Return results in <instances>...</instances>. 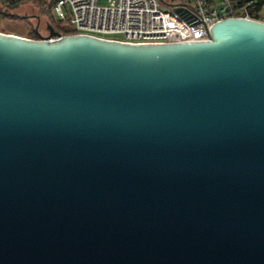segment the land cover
Here are the masks:
<instances>
[{
    "label": "water",
    "instance_id": "95a60500",
    "mask_svg": "<svg viewBox=\"0 0 264 264\" xmlns=\"http://www.w3.org/2000/svg\"><path fill=\"white\" fill-rule=\"evenodd\" d=\"M36 19L0 32V264H264V21L127 43Z\"/></svg>",
    "mask_w": 264,
    "mask_h": 264
},
{
    "label": "built area",
    "instance_id": "2783aa9c",
    "mask_svg": "<svg viewBox=\"0 0 264 264\" xmlns=\"http://www.w3.org/2000/svg\"><path fill=\"white\" fill-rule=\"evenodd\" d=\"M171 3H182L181 11ZM255 4L254 0H55L51 10L62 26L63 32L55 29L61 36L166 43L207 40L211 26L225 18L259 20Z\"/></svg>",
    "mask_w": 264,
    "mask_h": 264
},
{
    "label": "rangeland",
    "instance_id": "374dc122",
    "mask_svg": "<svg viewBox=\"0 0 264 264\" xmlns=\"http://www.w3.org/2000/svg\"><path fill=\"white\" fill-rule=\"evenodd\" d=\"M47 3L50 5L52 0H49ZM100 3L104 2L100 1ZM51 6L39 8L30 2H25L9 12H5V9L0 6V32L30 37V32L35 29L38 23L36 16H39L41 19L39 31L46 35V27L51 22L52 17ZM10 13H14L15 15H11Z\"/></svg>",
    "mask_w": 264,
    "mask_h": 264
},
{
    "label": "trees",
    "instance_id": "16d2710c",
    "mask_svg": "<svg viewBox=\"0 0 264 264\" xmlns=\"http://www.w3.org/2000/svg\"><path fill=\"white\" fill-rule=\"evenodd\" d=\"M254 1H256L255 11L258 12V10L264 5V0H254ZM25 2H30V3L38 6L39 8H42V7L45 8L47 6L53 5L55 0H52V3H50V5H49V3H47V2H49V0H0V6H1V8L5 9L4 10L5 12H9V11H12L13 9L18 8L21 4H23ZM49 24L54 29H56L57 31L63 32L62 26L59 23L54 21L53 16L51 17V22L48 23L47 25H49ZM30 33H31V35H29L30 36L29 38H37L38 37L35 29Z\"/></svg>",
    "mask_w": 264,
    "mask_h": 264
},
{
    "label": "crops",
    "instance_id": "0c3cea01",
    "mask_svg": "<svg viewBox=\"0 0 264 264\" xmlns=\"http://www.w3.org/2000/svg\"><path fill=\"white\" fill-rule=\"evenodd\" d=\"M257 14H258L259 19L264 21V5L258 10Z\"/></svg>",
    "mask_w": 264,
    "mask_h": 264
}]
</instances>
